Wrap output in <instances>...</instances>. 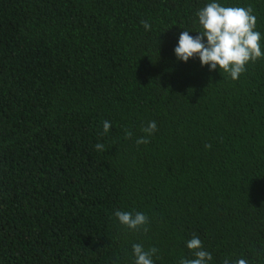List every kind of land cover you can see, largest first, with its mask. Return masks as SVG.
<instances>
[{
  "label": "trees",
  "instance_id": "16d2710c",
  "mask_svg": "<svg viewBox=\"0 0 264 264\" xmlns=\"http://www.w3.org/2000/svg\"><path fill=\"white\" fill-rule=\"evenodd\" d=\"M210 2L0 0V264H178L193 234L264 264V57L232 80L174 53ZM215 2L253 6L264 53V0Z\"/></svg>",
  "mask_w": 264,
  "mask_h": 264
},
{
  "label": "clouds",
  "instance_id": "9594fccd",
  "mask_svg": "<svg viewBox=\"0 0 264 264\" xmlns=\"http://www.w3.org/2000/svg\"><path fill=\"white\" fill-rule=\"evenodd\" d=\"M199 28L198 35H189V31H183L174 49L178 60L187 62L189 58L198 57L201 66L207 65L209 71L223 70L228 73L232 80H236L246 71L249 62L255 63L258 58L264 57L261 51V33L255 31L257 18L253 15V6L232 7L222 6L212 0L205 7L196 13ZM147 31L151 25L147 21H141ZM111 124L105 120L103 122V133L107 134ZM157 129L155 121L142 128L145 134L137 138V145L149 143L150 137ZM133 133L125 129V139L132 138ZM98 152L105 151L102 143L95 144ZM211 145H205L210 148ZM114 216L122 226L132 231L147 232L149 218L142 212L115 211ZM186 247L191 251L194 258H181L178 264H210L213 257L210 252L203 249L201 239L193 234L187 242ZM158 249L151 247L145 249L142 244L132 245V254L135 257L134 264H154L153 256ZM223 264H230L225 258ZM235 264H247L245 259H239Z\"/></svg>",
  "mask_w": 264,
  "mask_h": 264
}]
</instances>
